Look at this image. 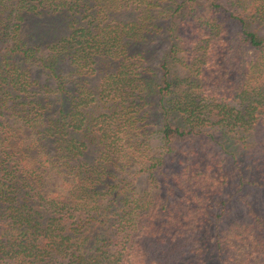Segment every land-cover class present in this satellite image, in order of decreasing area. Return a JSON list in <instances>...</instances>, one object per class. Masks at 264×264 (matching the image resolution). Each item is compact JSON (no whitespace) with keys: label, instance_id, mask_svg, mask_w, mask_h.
Segmentation results:
<instances>
[{"label":"trees","instance_id":"obj_1","mask_svg":"<svg viewBox=\"0 0 264 264\" xmlns=\"http://www.w3.org/2000/svg\"><path fill=\"white\" fill-rule=\"evenodd\" d=\"M0 264H264V0H0Z\"/></svg>","mask_w":264,"mask_h":264},{"label":"rangeland","instance_id":"obj_2","mask_svg":"<svg viewBox=\"0 0 264 264\" xmlns=\"http://www.w3.org/2000/svg\"><path fill=\"white\" fill-rule=\"evenodd\" d=\"M40 18L41 17L38 16V15H36V14L35 15L34 14H30L26 18L25 22L23 23V26H24L23 31H31L32 30L31 28L36 24L37 21L40 20ZM14 126H15L14 127L15 129L18 128L17 127L18 124L14 125ZM22 129H24V128H22ZM22 129H18V130L15 131V134H16L15 137L19 141L23 140L25 142V141H27L29 139V137H27L28 136V133L27 132H24ZM41 157L42 158H45V154L42 153ZM64 185L65 184L63 183V181L60 178L59 179H53L52 178V180L48 182V186L49 187H47V189H49V191L52 194H55L57 192H63Z\"/></svg>","mask_w":264,"mask_h":264}]
</instances>
